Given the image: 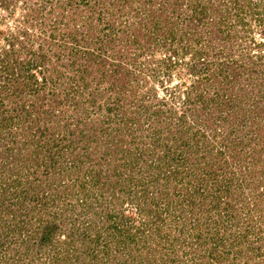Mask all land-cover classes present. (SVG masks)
Listing matches in <instances>:
<instances>
[{
	"label": "trees",
	"instance_id": "1",
	"mask_svg": "<svg viewBox=\"0 0 264 264\" xmlns=\"http://www.w3.org/2000/svg\"><path fill=\"white\" fill-rule=\"evenodd\" d=\"M113 1L109 4L119 7L130 0ZM222 1L186 0V8L178 10L189 11L184 17L189 29L177 36V20L161 0H143L140 9L157 5L160 14L145 24L121 20L119 7L98 36L82 34L84 42L76 48L66 40L71 43L78 30L66 28L65 41L42 33L32 41L26 30L20 40L10 34L0 53V264H155L159 257L165 264L177 251L188 253V215L218 219L221 210H232L240 185L232 184L234 168L223 148L230 145L229 159L240 169L244 146L254 144L264 128L249 119L256 107L241 100L250 91L237 85L245 62L252 71L264 63V37L250 38L248 50L236 58L226 45L236 37V25L246 32L251 21L264 35V0H232L233 12ZM7 3L0 0L4 8ZM71 3L82 18L81 10L89 6L94 12L98 1ZM90 25L84 22V29ZM122 37L124 44L150 52L142 58L150 70L146 78L128 61L139 54L122 50ZM60 47L68 50L64 62ZM155 51H161L159 58ZM140 76L147 87L137 95L134 82L140 84ZM128 113L150 119L145 138L127 136L133 129ZM218 126L224 132L214 146ZM248 126L249 137L243 133ZM109 134L110 144L92 155ZM257 147L256 153L264 151L263 139ZM262 155L250 162H264ZM60 172L75 179H57ZM206 226L204 220L193 224L194 241L204 246L203 257L217 258Z\"/></svg>",
	"mask_w": 264,
	"mask_h": 264
},
{
	"label": "rangeland",
	"instance_id": "2",
	"mask_svg": "<svg viewBox=\"0 0 264 264\" xmlns=\"http://www.w3.org/2000/svg\"><path fill=\"white\" fill-rule=\"evenodd\" d=\"M47 1L48 0H9V3L6 4V8L0 5V53L2 52L1 48L3 47V45H5L10 34H14L17 39L20 40L22 30H26L27 38H32V41L36 36H39L38 34L41 33L43 36H52L53 34L58 35L59 37H64L63 40L65 41V38L68 36L67 29L69 31L78 30L79 35H76L77 38L74 37L75 39L71 43L69 42V39L66 40L67 44L75 46L76 48L80 46L82 42H84L80 39L82 34H85V36L87 37L93 35L98 36V31L101 30V28L107 27V20H109L108 22L111 23V20L113 18L110 17L111 14L112 16H116L117 14H119V7H121V12L124 13V16H121L120 19L130 20V22L140 21L141 23H144V21H147L149 19L153 20L160 15L157 11V8L155 7L157 5L149 6L147 5V3H144L143 6H146V8L140 9V5L143 3V0H130L128 3L124 4V6L123 4H117L118 2H115L119 7H117L116 5L115 7L113 5H110V0H97L98 3L94 7V12L89 6H87L86 9L83 8L81 10L80 15L83 17L80 18L78 16L76 17L73 13L76 7L71 3V1L75 0H59L58 6H51ZM77 1L79 2L80 0ZM161 1L164 2L163 10L164 8L165 10L167 9V14L172 16L173 20H177V24H174L176 36L180 34L182 28L185 27V30L189 29V27L186 26L188 20L184 18L187 16V14H189V11L185 9L183 14V12L180 13L178 10L179 8H186V0H179V3L177 4L174 3V0ZM237 2L238 1L236 0L235 3ZM222 3L224 10L229 12L230 9L231 12H233L232 0H227L226 2L225 0H223ZM84 6L85 5H83L82 7ZM161 8H158V10L161 11ZM175 13H178V15L175 16ZM181 20H184L185 22L182 23ZM84 22H87V24H91L90 28L86 29L88 30V32H86V30L84 29ZM256 23L257 22L251 21L249 29L246 32L243 30L241 31L239 25H236V37L233 38V40L231 39L230 43L226 45V52H230L228 54L231 56V58H236L237 55L244 52L245 49L248 50L249 46L251 45V43L249 42L250 38L253 41L262 40V37H264V35L260 33ZM103 31L106 32V30ZM23 38L21 41H26V39ZM124 39L125 37L121 38V49L128 51L127 54L129 56L137 53L139 54V56L133 61H128L133 64V66H136V69L142 73L143 79L146 78V76L149 75L150 70L149 68H147L148 64H146L142 60V58L145 54L149 55L150 52L146 51L147 49L144 47L137 48L129 43L124 44ZM217 43L219 44V47L223 44L221 39L217 41ZM214 44H216V42ZM111 46L113 47V44ZM262 49H264V46L262 47ZM59 52L62 57L61 60L64 62L66 57L65 55L68 54V50L61 49L60 47ZM110 52V54L116 52V47ZM158 52L161 51L153 52L155 53L154 59L159 58L160 55L158 54ZM256 52L260 51H252V53ZM261 52L263 53L262 60H264V50ZM113 58H115V60H119L117 55H113ZM219 60L224 62L225 60H227V58L219 57ZM244 66L246 67V69H244V73L242 72V70H240V73L238 72L237 80L239 81V83H237V85L240 86L241 84H243L244 88H247L250 93H246V95L241 97V100L243 101L245 98L246 103L252 104V106L256 107L251 111L253 117H250L249 119H252V121L256 122L258 126H261L264 124L263 122H261L264 118V109L259 108V106H264V63L261 64L260 67L256 68L255 71H252L251 68L247 67L246 62L244 63ZM215 69L216 67L212 66L211 72H216ZM119 70L121 71V69ZM173 70H175V68H173ZM209 72L210 70H208L207 73ZM159 76H161V73ZM219 77L220 75H215L211 80L216 83V80ZM175 78L176 77H174L173 79ZM143 79L140 76V84H135L134 82L135 89L137 90V95L138 92L145 91V88L147 87V83L145 85ZM148 80L149 82H153L150 76ZM122 102L128 105L129 101L124 98ZM240 114L241 113L237 114V120L240 119ZM127 116H129L130 120L129 122H127V124H131L130 126H132L133 128L129 129L131 132L127 133H130L129 135H127L128 137L131 134H140L141 137H144L145 134L149 132V129L144 128V126L150 119H143L140 118V116L139 119H136L134 113H128ZM137 124H139L141 129L137 127ZM260 128H262V126ZM126 130L127 128L124 129L125 132ZM217 130L218 135L212 138L214 141V146H217L219 144L218 141H220V137L223 136L222 132H224V126H222V129L218 126ZM248 130L249 126L246 127L243 131V133H245L247 137H249L253 132L251 131L247 133L246 131ZM111 135L112 134L108 135V141H103L102 143H100L99 147H97L92 152V155H96L98 153L97 151L102 152L105 146H108V143L111 142ZM259 135L260 137L257 138L254 144H252L251 146H244V149L240 153L244 157L243 164L241 165L242 167H240V169H238V165H233V162H237L236 159L233 161L229 159L230 157L228 156V154L230 151H232L230 145L227 143V146L223 148L225 150V157L228 158V163H230L234 168L232 169L235 173L232 177V182L234 181L232 184L234 188H237L240 185L236 192L232 194L235 201L232 202V199L230 200L232 210L227 212L221 210L219 212V217L217 216L218 219H216V216H214L213 214L211 217L210 215H207L205 218V214L202 215L201 212L198 215L200 216V218H198V216H194L195 220H193V216H190L191 214L188 215L186 217L187 228L185 230V236L186 238H189L187 239V244H189V246L187 247L188 253H186V255H182L180 251H177L176 254L178 256L175 257L176 255H170L166 258L168 262L166 261L165 264H264V162L257 161L255 164H252L250 162V160H253V157L259 156L260 158H263L262 154H264V151H259L257 153L255 151L258 149L257 144H259L262 139L264 140V128L261 129ZM17 136L18 137L16 138L19 140L20 135ZM122 136H124L125 138L126 133ZM246 136L244 137L246 138ZM232 137L233 136L230 135L231 140ZM102 138H105V134H102ZM245 138H243V142L246 141ZM92 141L93 139L90 141V143H92ZM219 148L221 149L222 146L220 145ZM238 148V145L233 147V149L236 151H238ZM94 161L95 159L92 162ZM86 165L87 163H85V166ZM79 166L82 170V166L80 164ZM244 166L248 167L246 168ZM63 167L64 165L62 164V168H60V170H62ZM248 170H251V172L248 173ZM219 176H221V174ZM56 177L57 179H62L65 182L68 181L69 183L75 179L73 174L67 175L64 172H60ZM57 179H55V182L57 181ZM241 179H244L245 183L241 181ZM246 180H249V184H246ZM232 214L235 215V219L233 218ZM203 220L206 221V227H210L209 237L212 238L210 239V241L216 247V249H214L213 251L216 252L217 258L203 257L202 248L204 246H198L194 241V230L192 226L196 221L198 223H202ZM214 220H216L215 223H212ZM170 221L171 218L168 217L167 219L165 217V222ZM216 236H218L217 238H222V244L219 243L220 241H217V239L215 238ZM180 246V248H183V245ZM142 252L143 254L145 253V248H143ZM160 255L161 254H159V256ZM171 256L173 257V261H170V259L172 258ZM155 264H161L160 257L159 259H157Z\"/></svg>",
	"mask_w": 264,
	"mask_h": 264
}]
</instances>
